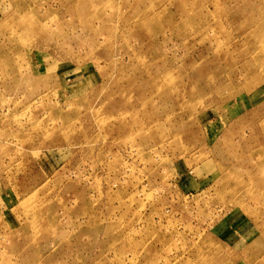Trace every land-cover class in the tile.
<instances>
[{
  "label": "rangeland",
  "instance_id": "1",
  "mask_svg": "<svg viewBox=\"0 0 264 264\" xmlns=\"http://www.w3.org/2000/svg\"><path fill=\"white\" fill-rule=\"evenodd\" d=\"M0 264H264V0H0Z\"/></svg>",
  "mask_w": 264,
  "mask_h": 264
}]
</instances>
